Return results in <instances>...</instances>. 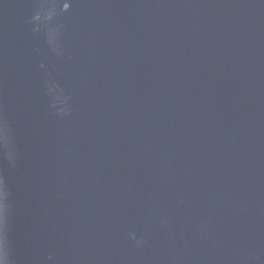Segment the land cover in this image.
Returning a JSON list of instances; mask_svg holds the SVG:
<instances>
[{"label": "water", "instance_id": "obj_1", "mask_svg": "<svg viewBox=\"0 0 264 264\" xmlns=\"http://www.w3.org/2000/svg\"><path fill=\"white\" fill-rule=\"evenodd\" d=\"M0 264H264V0H0Z\"/></svg>", "mask_w": 264, "mask_h": 264}]
</instances>
